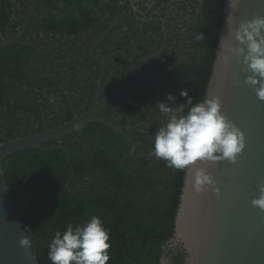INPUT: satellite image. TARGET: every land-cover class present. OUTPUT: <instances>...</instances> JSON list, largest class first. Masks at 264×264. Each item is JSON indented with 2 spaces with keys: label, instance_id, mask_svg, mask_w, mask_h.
Wrapping results in <instances>:
<instances>
[{
  "label": "trees",
  "instance_id": "obj_1",
  "mask_svg": "<svg viewBox=\"0 0 264 264\" xmlns=\"http://www.w3.org/2000/svg\"><path fill=\"white\" fill-rule=\"evenodd\" d=\"M225 2L205 0L197 14L189 57L176 61L177 80L171 82L174 106L186 103L180 95L182 89L188 91L193 103L206 96ZM59 3L61 0H40L39 11L33 15L21 42L0 50V142L69 121L74 114L70 99L79 114L92 102L99 76L98 70L92 68L96 61L92 59V64L86 65L78 59L76 44L64 35H76L92 27L98 18L91 14L94 10L86 7L79 20L74 0H64L63 8ZM120 5L133 9L130 0L122 4L111 0L107 8L119 13ZM13 6L10 0H0V26L6 24L17 33L25 21L21 17L25 12L19 13ZM49 7L58 9L61 16L49 11ZM134 26L130 20L128 27ZM201 33L203 39L197 40ZM116 51L107 59L103 86L108 76L111 88L121 77L119 68L112 71L109 66L121 64V50ZM166 94H161L159 101L167 102ZM131 96L133 102L117 95L99 116L117 118L121 125H129L125 131L134 138L136 150L125 164L138 175L137 180L121 163L130 150V141L100 122H91L80 132L45 144L48 149L21 150L5 159L4 176L40 264H51L48 246L57 230L63 232L68 224L83 223L92 215L100 216L110 229L107 264H162L166 248L170 264H185L184 249L166 245L175 231L186 170L170 169L164 160L150 154L154 134L166 117L152 102L155 97L147 103L144 93L136 97L131 92ZM56 145L65 146L70 153L75 169L70 182L68 153L62 148L51 149Z\"/></svg>",
  "mask_w": 264,
  "mask_h": 264
},
{
  "label": "water",
  "instance_id": "obj_2",
  "mask_svg": "<svg viewBox=\"0 0 264 264\" xmlns=\"http://www.w3.org/2000/svg\"><path fill=\"white\" fill-rule=\"evenodd\" d=\"M38 2L33 1L18 33L0 40V50L21 42ZM230 11L229 0H226L206 96L221 97L222 111L243 131L246 143L235 162L224 160L208 165L215 188L210 186L203 192H197L193 187L194 167H202L203 164L186 169L175 231L166 245L184 249L185 264H264V210L252 204L253 198L259 195L258 184L264 181V100H260L254 89L244 82L245 77L251 74L246 65L237 63L235 59L229 63L226 59L229 44L226 18ZM256 16H264V0H241L239 10L234 13L237 24ZM92 56L101 64V71L92 102L82 114L78 113L70 99L74 114L69 121L53 128L46 126L34 134L6 137L0 142V264H40L33 246L28 248L20 243L24 236L29 237L4 176L3 164L10 154L32 148L48 149L45 144L80 132L91 122H100L111 126L130 141V150L122 157L121 163L137 180L138 175L125 164L136 150L134 138L118 119L99 116V112L119 94H124L133 102L122 85L137 62L152 55L133 60L116 87L101 99L106 63L93 52ZM134 88L132 86L129 90ZM56 148L68 153L72 171L70 182L75 173L70 153L63 145L51 149Z\"/></svg>",
  "mask_w": 264,
  "mask_h": 264
},
{
  "label": "clouds",
  "instance_id": "obj_3",
  "mask_svg": "<svg viewBox=\"0 0 264 264\" xmlns=\"http://www.w3.org/2000/svg\"><path fill=\"white\" fill-rule=\"evenodd\" d=\"M241 0H229L230 13L226 18L229 44L226 59L246 65L251 74L245 77L256 96L264 100V16L235 21ZM199 34L196 39H203ZM242 58V59H241ZM180 95L186 103L175 105L176 97L168 93L166 101H157L158 112L166 117L156 130L150 154L166 162L173 170L194 167L192 185L203 192L215 181L208 165L228 160L235 162L245 148L243 131L222 111L220 96H205L193 103L188 91ZM259 195L253 198V206L264 210V181L258 184ZM218 191V189H217ZM22 246L31 247L32 241L25 236ZM47 253L51 264H107L110 259V229L100 216L92 215L83 223L68 224L63 232L57 230L49 243Z\"/></svg>",
  "mask_w": 264,
  "mask_h": 264
},
{
  "label": "flooded vegetation",
  "instance_id": "obj_4",
  "mask_svg": "<svg viewBox=\"0 0 264 264\" xmlns=\"http://www.w3.org/2000/svg\"><path fill=\"white\" fill-rule=\"evenodd\" d=\"M10 1L14 3L12 8L15 11L19 13L25 12V15L21 17L24 16L26 18L34 0ZM124 1L119 0V4H122ZM130 1L133 6L132 10L127 9V6L123 8L120 5L122 11L116 13L113 11L114 9L107 8L111 0H74L73 9L79 20L82 19V10L86 7L94 10L95 12L91 11V14L98 19L94 20L92 27L76 35H64V38L72 40L76 44L75 47L78 48V52L80 53L78 54V59L84 60L86 65L92 64V59L96 61L95 64H92V68L94 67V71L98 70V75L101 71V64L92 56V52L104 59L107 72V59L116 55V50H121L122 60L119 61L121 64L119 65L115 62L116 67H112L109 64L112 71L114 68H119L122 71L121 77L128 71L133 60H139L143 56L151 54V57L137 62L134 70L123 83L122 88L128 90L131 100V92L136 97L144 93V100L147 99L145 102L149 103L155 97V100L152 102L157 103L161 94L174 91L171 87V82H176L177 80L175 76L176 61L188 59L189 57L188 53L192 50L194 30L198 23L197 14L202 10V4L205 0ZM38 4L34 14H37L39 11L37 9ZM59 6L61 8L64 7V0H61ZM48 9L49 11L59 13L61 16L58 9L51 7ZM41 11L43 12V10ZM130 20L135 24L132 29L128 27ZM12 33H14V30L6 24L0 26V39H7L11 37ZM15 34H12V36ZM41 34L44 35L43 33ZM5 36L8 37L5 38ZM123 41L126 42L125 46L115 49ZM87 56L91 59L84 58H87ZM126 65L127 69L124 70ZM115 72L119 73L117 70ZM121 77L116 80V84L111 88L112 86L109 82L112 81L108 76L106 78L108 82L104 86L102 84L101 88V92L104 95L101 96L100 92L99 98H103L113 90ZM132 86L135 88L131 91L129 88ZM125 97L127 98V96ZM125 127L127 129L129 125L127 124Z\"/></svg>",
  "mask_w": 264,
  "mask_h": 264
},
{
  "label": "rangeland",
  "instance_id": "obj_5",
  "mask_svg": "<svg viewBox=\"0 0 264 264\" xmlns=\"http://www.w3.org/2000/svg\"><path fill=\"white\" fill-rule=\"evenodd\" d=\"M169 247H173V246L170 245ZM167 249L168 248H166V251L164 253V256L162 257V264H170V258L168 256Z\"/></svg>",
  "mask_w": 264,
  "mask_h": 264
}]
</instances>
